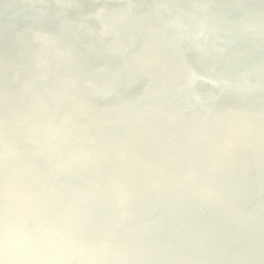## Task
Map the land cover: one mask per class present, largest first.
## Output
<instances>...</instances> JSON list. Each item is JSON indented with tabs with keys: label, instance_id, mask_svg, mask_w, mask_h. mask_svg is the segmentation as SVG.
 Listing matches in <instances>:
<instances>
[{
	"label": "bare ground",
	"instance_id": "bare-ground-1",
	"mask_svg": "<svg viewBox=\"0 0 264 264\" xmlns=\"http://www.w3.org/2000/svg\"><path fill=\"white\" fill-rule=\"evenodd\" d=\"M25 1L0 0V124L12 126L36 149L16 147L14 157L20 162L30 156L40 163L38 168L23 171L29 184L48 194L36 204L71 222V227H66L44 216L67 238L65 246L73 248L71 264H106L101 254H109L113 264H137L132 258L148 264L144 258L149 255L174 264L172 252L186 256L203 251L211 259H200L197 264H264V178L250 169L246 171L248 185H243L236 172L225 167L215 170V179L221 184L220 189L216 188L217 195L226 203H209L202 192L213 183L203 178L202 172L210 170L213 162L201 150L205 140H193L191 135L201 128L225 129L222 123L210 124L201 118L199 111L203 110L213 120V103L218 104L216 113L220 117L241 120L243 114L236 105L241 94L248 98L255 121L262 127L264 0ZM161 2L168 4L161 7ZM223 26L231 30L223 31ZM43 31L49 32V38L42 35ZM140 34L149 42L143 41ZM33 48L45 65L35 63ZM220 62L226 67H220ZM12 64L19 67V74ZM150 72L154 75L149 76ZM16 77L19 81L14 83ZM85 81L90 84L85 85ZM211 87L221 93H213ZM7 88L17 98L4 93ZM62 97L66 98L65 104L56 101ZM65 106L82 116L66 124L68 131L76 126L75 136L86 137L85 142L74 139L69 148L59 150L68 163L73 155L80 157L75 174L63 170L58 174L72 188L55 181L43 166L45 161L53 160L62 168L63 162L51 155L42 137L21 131L29 127L22 122L25 116L34 124L50 114L64 120ZM91 118L100 124L92 125ZM139 127L155 136L154 148ZM161 130L169 133L171 143L160 135ZM74 133L59 134V139L67 140ZM119 138L128 141L135 171L154 183L164 175L170 186L167 192L149 190L128 179L122 171L123 162L112 158L120 155L116 143ZM231 138L236 139L235 135ZM9 140V135L0 136L1 142ZM210 141L221 144L218 137ZM94 144L100 145L103 152ZM164 149L171 152L195 204L187 205L185 196L174 189L171 174L162 169L148 174L137 161L147 157L162 164L166 161ZM187 149H193L205 165L193 164ZM189 169L200 174H190ZM83 172L93 174L95 180L85 179ZM106 174L117 176L122 186L136 194L115 192L116 183ZM98 184L107 185L111 191L100 192ZM255 185L260 187L257 195L252 192ZM79 198L84 205L78 203ZM122 201L131 212L123 220L113 206ZM227 202L243 210H234ZM61 203H67L70 211L62 210ZM137 212L141 215H135ZM87 215L92 218L86 220ZM183 215L198 227L176 220ZM21 226L28 230L32 227L23 221ZM158 232L164 242L157 239ZM74 235L87 243L88 251L73 240ZM109 240L117 245L109 246ZM4 241L9 245L7 239ZM3 256L8 259L10 252L4 251ZM51 257L56 259L55 264L70 259L63 253ZM88 258L89 262H82ZM30 262L39 260L32 256ZM181 263L193 264L187 260Z\"/></svg>",
	"mask_w": 264,
	"mask_h": 264
},
{
	"label": "water",
	"instance_id": "water-1",
	"mask_svg": "<svg viewBox=\"0 0 264 264\" xmlns=\"http://www.w3.org/2000/svg\"><path fill=\"white\" fill-rule=\"evenodd\" d=\"M22 4H26L25 0H18ZM255 3H257L255 1ZM168 2H161L158 4L161 7L167 6ZM173 14L177 15V11L172 9ZM129 15V16H128ZM128 17H131V14H127ZM223 31H229L230 28L221 27ZM43 36L49 38V32L43 31ZM173 35H176L173 33ZM140 37L143 41L149 42L148 38H143L142 34ZM95 42H99L97 38H94ZM31 51L35 55V63L38 65H45V62L42 58L38 57L36 53V49H31ZM258 54L261 55L262 51H258ZM226 63L220 62V67H226ZM13 69L16 71V74H19L20 69L16 64H12ZM154 74L150 72L149 76H153ZM17 76V75H16ZM14 83L18 82L19 79L13 78ZM85 85H89V81L83 82ZM146 85L149 87V81L146 82ZM55 89V88H54ZM211 91L213 93H221L219 90L211 87ZM4 93L17 98V95L11 88H7L3 91ZM51 99V96H47ZM57 102L60 104L66 103V98H57ZM236 105L239 110L242 112L243 118L241 120L237 119H229L225 120L220 117L216 112L219 111V106L216 103L211 104V108L215 111L213 120L210 119L211 115H207V113L203 110H200L199 113L201 118L210 124L213 123H222L225 126V129L222 130H208L205 128H201L197 132H193L192 138L193 140L202 138L206 143L202 146V152L207 156L210 162H213V165L210 166V170L206 172H202L203 178L207 181L213 183L212 186L204 189L202 195L206 197L209 203L213 205H223L226 200L221 199L217 195L216 188L220 189L221 184L215 179V170H220L222 167H225L229 170L236 172V178L243 184L248 185V180L246 177V171L253 169L259 172V174L264 178V115L260 114L261 121L263 123L262 127H260L255 121V110L252 109L250 103L248 102V98L243 94L239 95V98L236 100ZM255 114V115H254ZM65 118L62 120L57 114H50L46 116L42 122L34 124L30 117L25 116L22 118V122L25 125H28L27 128H21L22 133H35L42 137V140L48 145V148L51 152V155L55 156L57 160L63 162V167L59 168L57 163L53 160H47L43 163L45 169L52 175L55 181L63 184L67 188H72L71 184L68 181L62 180L59 178L58 174L63 170V172L73 175L76 173V164L80 161V157L78 155H73L70 158V162H66L63 156L59 153L60 149H67L71 146L74 139H78L81 142L86 141V137L78 135L75 136L78 132L77 127L73 126L71 130L68 131L66 124L72 121L79 120L82 116L81 114L74 108L70 106H65ZM254 115V116H253ZM67 120V121H65ZM65 121V122H64ZM91 124L98 126L99 120L96 118H91ZM157 125L158 122L155 121ZM234 129V130H233ZM139 130L142 132L144 138L149 142V145L154 148L155 136L139 127ZM75 132L73 135H70L67 140H60L59 134L62 133H71ZM9 135L10 140L8 142L0 141V235L2 239L0 240V264H29L32 256H35L39 260V264H55L56 259L52 260L51 255L54 254H66L70 259L63 260L62 264H71V260L73 258L74 250L72 247L63 246L56 251H40V252H26L22 251L20 248L16 247L13 243V239L18 236H35L41 229L47 228L55 230L50 223L45 219L44 216H48L49 218L55 219L62 225L66 227H71V222L65 218L62 214L55 212L50 209H43L36 204V200L41 197L47 196L48 194L41 188L33 186L28 183V178L25 172L23 171L25 168L35 169L40 166V163L33 157L25 156L20 162H17L15 159V148H27L32 151H36V149L29 143L21 139L15 132L12 126L7 124H0V136ZM160 135L164 138L167 143H171L172 138L169 133L165 130L160 131ZM231 135H235L236 139H232ZM218 137L221 140L220 145H216L211 143V138ZM116 143L120 150V155L112 157L116 159V161H122L123 167L122 171L126 174L128 179L133 183H142L149 190H154L155 188L161 189L165 192L169 189L168 180L164 175H160L157 177V182L154 183L150 177L142 178L138 172L135 171L128 141L125 138H119L116 140ZM95 149L103 152V148L100 145L94 144ZM163 157L166 161L162 164H156L151 158L147 157H139L138 162L143 166V169L148 173L152 174L156 169H162L166 173L171 174L174 184V189L182 193L187 199V205L195 204L192 200V194L188 186L186 185V179L180 174L177 166L173 163V157L169 149H164L162 151ZM187 155L193 164L196 165H205L200 161L197 154L193 149H187ZM194 172L192 169H189V173ZM198 174L200 172L195 171ZM194 172V173H195ZM193 173V174H194ZM192 174V175H193ZM108 179L116 183L114 191L123 195H131L136 194L130 188H126L122 186L118 182V177L113 174H106ZM87 180H95V176L89 172H83L81 174ZM4 185H3V184ZM1 186H4L3 190ZM259 186H253L252 192L257 195L259 191ZM97 189L106 194L111 191V189L104 184H98ZM150 202L153 199H149ZM78 203L80 205H84V201L79 198ZM229 203L230 207L234 210H243L241 207L236 206L231 202ZM60 208L66 212L70 211V206L67 203H61ZM115 209L119 212V218L121 220L124 219L126 215H128L130 210L127 208L126 201L115 202L113 203ZM140 214V212L135 213V215ZM141 215V214H140ZM92 217L87 215L85 217L86 220H90ZM156 224L158 226L161 225V221L158 217L155 216ZM177 221H181L182 223L192 226L198 227L196 222H191L186 218V215L181 216L180 218H176ZM28 222L31 224V229H25L21 226V222ZM157 239L160 242H164L163 236L158 232L156 234ZM4 239H7L9 245L4 244ZM208 239V238H207ZM73 240L78 243V245L88 251V245L85 241L81 240L77 236H73ZM109 246L115 247L117 243L114 240H109ZM4 251H9L10 256L6 259L3 256ZM102 259L106 264H113L111 256L109 254H101ZM171 258L174 260V264H182L183 260H187L193 264H197L196 262L200 259L210 260L211 257L208 252L203 251L199 255H195L189 253L186 256H183L179 253L172 252ZM50 256V261L48 257ZM6 259L5 260L3 259ZM91 258L86 260H82L83 263L89 262ZM132 261L140 264L141 261L132 258ZM148 264H165L164 260L158 256L149 255L144 258ZM220 264H224L223 262Z\"/></svg>",
	"mask_w": 264,
	"mask_h": 264
},
{
	"label": "clouds",
	"instance_id": "clouds-1",
	"mask_svg": "<svg viewBox=\"0 0 264 264\" xmlns=\"http://www.w3.org/2000/svg\"><path fill=\"white\" fill-rule=\"evenodd\" d=\"M16 247L26 252L56 251L68 243L67 238L52 229H41L35 236H18L13 239ZM39 264V262H30Z\"/></svg>",
	"mask_w": 264,
	"mask_h": 264
}]
</instances>
